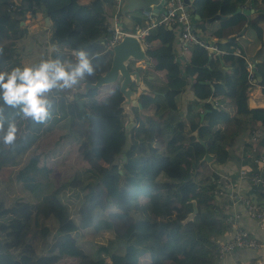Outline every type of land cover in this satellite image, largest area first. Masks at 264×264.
<instances>
[{"label":"trees","instance_id":"1","mask_svg":"<svg viewBox=\"0 0 264 264\" xmlns=\"http://www.w3.org/2000/svg\"><path fill=\"white\" fill-rule=\"evenodd\" d=\"M7 1L0 0V39L5 36L10 43L0 45V71L21 66L15 41L22 38L25 29L19 21L25 10L36 12V6H42L52 20L51 40L89 53L96 72L85 81L94 82L109 69L112 49L107 48V42L112 26L104 3L115 11V0H23L21 9L14 12L6 11ZM193 2L201 16H192L198 36L222 52L198 43H189L185 51L177 25L153 27L145 37V49L152 59L149 66L163 71L164 76L155 82L147 73L148 66H138L139 73H145L148 90L137 91L141 107L138 110L135 106L129 130L121 112L119 80L103 88L76 89L72 97L60 94L44 123L25 120L18 109L4 106L5 129L9 121H15L19 133L12 146L0 141V264H58L64 256L73 258L70 264H109L107 260L110 264H217L220 260L216 257L218 236L231 226L232 201L229 178L222 179L217 165L226 164L232 147L245 132L258 125L264 127V107L248 104L253 82L264 83V57L253 60L254 80L250 81L241 45L236 38L225 36L224 30L246 24L261 34L264 0ZM249 2L254 3L256 13L260 12L251 20L249 14L236 11ZM217 12L224 17L212 35L205 36L204 22ZM118 15L123 20L121 9ZM135 17L144 23L140 13ZM56 55L66 58L61 52H54ZM258 74L260 80H256ZM187 88L194 95L183 106L177 97ZM105 89L112 97L106 107V95L98 93ZM216 96L230 98L235 114L231 115L225 100ZM107 107L113 109L123 133L106 132V121H110L105 115L110 111ZM61 120V130L69 135L68 142L76 145L78 156L87 165L83 175L76 173L75 166L65 168L62 179L48 188V175L57 164L48 154L59 144L43 152L39 141L43 132ZM245 145H249L246 140ZM206 150L213 155L210 162L203 159ZM243 161L249 160L244 157ZM261 173L264 176V169ZM12 180L35 193L31 198L13 195ZM249 187L246 194L255 198L251 184ZM70 188L78 196L73 213L62 198ZM257 193L264 196L261 189ZM192 200L197 211L187 217L193 210ZM103 229L111 230L114 238L97 243L92 253L83 249L75 235L76 231L96 233ZM40 245L43 252L38 250Z\"/></svg>","mask_w":264,"mask_h":264},{"label":"crops","instance_id":"2","mask_svg":"<svg viewBox=\"0 0 264 264\" xmlns=\"http://www.w3.org/2000/svg\"><path fill=\"white\" fill-rule=\"evenodd\" d=\"M80 3H87L89 0H77ZM123 3V0H122ZM121 3V6H122ZM105 6V10H106V15L110 20V25H113V16L112 14H114V8L113 6H111L109 3H104ZM115 7V6H114ZM36 12H33L31 10H25L22 13V17L20 18V26L23 27L25 29L24 31V35L22 36L21 39L18 40H22V42H26L28 46H25L26 51L23 53L26 55H29V57H31V51H30V43L35 46V43H42L44 45H46V43H49V49L45 47L44 50L49 51V53L47 55H45V57L43 58H47L49 55L54 54V52H61L64 53V55H68V50L70 49H75L72 47H68L66 45H63L61 43H57V41L55 40H51V34H52V20L50 19V17L44 12L43 7L42 6H36ZM242 8H246L248 11H244L246 14H249V16L247 17L248 20L250 19H254L255 17H257L259 15L260 12L256 13L255 11V7H254V3H250L249 5L243 6ZM135 9H140L141 8H135ZM134 9H128L125 12H121L122 16H123V20L121 18V23L123 25V27H134L135 24L139 23L135 17V15H139V13L134 12ZM190 10L192 12V7L190 5ZM197 12V10H196ZM198 13V12H197ZM199 14V13H198ZM193 18H200V14L199 17H196L194 14L192 15ZM46 17H48V21L46 20ZM219 19L221 18H216L213 19L211 21H205L204 22V26H205V31L202 32V34H204L205 36H209L212 35V31L214 29H216L218 27L219 24ZM261 25V34H258L257 30L249 25H244L243 27H241L240 29L239 26L237 25H233L230 26L228 28H226L224 30L225 32V36H228L229 38H236V40L239 42V44L241 45L242 50H240L241 52L244 53V55L246 56L247 60L250 61L252 64L254 63L253 60L255 61H259L260 59H262L264 57V22L260 23ZM234 33V34H233ZM17 41V40H16ZM19 48L17 49V51L19 52ZM75 51H77L75 49ZM20 52H22V50H20ZM238 52V51H236ZM70 56L73 57V55L69 54ZM65 58H63L64 60ZM150 60H152L150 58ZM150 60L149 62L144 61L145 65L148 66L150 64ZM29 61V59H28ZM143 62V61H142ZM38 63V62H37ZM134 63V62H133ZM130 65V63H129ZM137 65V66H136ZM143 67V65L141 64V61H139L138 64H133L130 65V69H138L137 67L140 66ZM146 68V67H144ZM256 71V70H255ZM140 75V79H141V83H143V76L139 73ZM140 83V84H141ZM254 84V83H253ZM262 84V83H260ZM130 86V85H129ZM106 92H104L103 90V94H105L106 98H105V105L104 107H106L108 104L111 103V99L112 97L110 95H108V90L105 89ZM140 90V89H139ZM194 94L192 93V91L187 88L182 95L177 97V101L178 99H180V101L178 102V104H183V106H186V102L188 97L192 98ZM217 99H224L225 102H227L228 100H231L230 98L227 97L224 98L222 96H216ZM253 102V103H252ZM248 104L250 107H264V92L261 91V88L259 89V84L256 85H252L249 89V94H248ZM232 105V104H231ZM122 107V106H121ZM123 110V107H122ZM236 111V110H235ZM231 114V113H230ZM235 114V112H234ZM231 114V115H234ZM201 115H203V113H201ZM200 115V118L202 117ZM122 116L123 118L125 117V119L128 118V115L125 116V113L122 112ZM127 117V118H126ZM257 127H262L261 125H258ZM249 135V131L245 132L242 137L240 138V141H238L232 148H233V153L231 158L226 162V164H219L217 165L219 167V173L222 175H226L229 179H230V184L232 185V187L238 189L240 192L242 193H246L250 191V184L249 181L245 178H240L238 176V171L241 167H243V165H245L247 162L243 161L244 159V154H245V150L247 149L246 145L244 146V142L247 139ZM264 144V141H263ZM228 169V170H227ZM229 174V175H227ZM229 182V180H228ZM252 194V193H249ZM255 195V200L260 204V206L262 207L263 211H264V196L263 195H259L257 192L254 193ZM253 195V196H254ZM231 212V216L232 214H238V221L239 223H241L243 226L247 227L250 232L257 237L260 240L264 241V219H255L252 216H250V214L248 213V211L246 210V208L240 204V203H236L232 209L230 210ZM232 219V218H231ZM233 231V227L232 225L230 226V228L228 230H226L225 232H223L220 236H218V239L220 238H224L226 236L231 235ZM254 256V252L247 250V249H236L234 251H232L231 253L227 254L223 259L218 260L217 264H231V262L235 259H244V260H252Z\"/></svg>","mask_w":264,"mask_h":264},{"label":"built area","instance_id":"3","mask_svg":"<svg viewBox=\"0 0 264 264\" xmlns=\"http://www.w3.org/2000/svg\"><path fill=\"white\" fill-rule=\"evenodd\" d=\"M22 1L23 0H8L6 10L14 12L15 10L21 9ZM121 3L122 0H115L112 35L107 42V48L109 49H112L113 45L118 42L124 34H131L138 37L142 41L144 47H146L148 43L145 37L153 27L158 25H177L181 43L185 51L189 43H198L209 50L218 53L222 52L216 45L198 36L192 19L190 5L186 4L184 0H165L162 9L157 11L153 8H142L140 14L144 17V23L142 25L137 23L134 27L132 26L129 28L121 26L120 17L118 15L121 9ZM74 52L75 49L68 50V55H66L64 61H70L69 54L73 55ZM143 65H145V62H143ZM253 69L254 65L248 61L247 70L250 81L254 80ZM263 139L264 129H255L251 131L249 138L246 139L249 145L244 154L249 161L239 169L238 176L248 179L254 192H258V189H261L264 193V176L261 173L264 169ZM253 164L256 166V169L252 168ZM227 178L226 175H222V179ZM229 188V197L232 201L231 209L236 203H240L246 208L250 216L255 219H264V211L255 198L240 192L238 189L232 187L230 183ZM231 225L233 227L231 235L218 239L217 259H223L227 254L236 249H248L254 252L252 260L235 259L231 264H264V241L255 237L247 227L239 223L238 214H232Z\"/></svg>","mask_w":264,"mask_h":264},{"label":"clouds","instance_id":"4","mask_svg":"<svg viewBox=\"0 0 264 264\" xmlns=\"http://www.w3.org/2000/svg\"><path fill=\"white\" fill-rule=\"evenodd\" d=\"M73 55L72 61L49 55L36 64L0 71V132L3 133L0 141L5 146L15 144L19 127L15 121H9L5 129L4 106L18 109L25 120L44 123L51 117L57 93L74 90L87 77L95 75L96 66L86 50L79 49Z\"/></svg>","mask_w":264,"mask_h":264},{"label":"rangeland","instance_id":"5","mask_svg":"<svg viewBox=\"0 0 264 264\" xmlns=\"http://www.w3.org/2000/svg\"><path fill=\"white\" fill-rule=\"evenodd\" d=\"M133 11L139 13L141 10L140 9H134ZM8 31L10 33V29H8ZM9 43H10L9 38H7L5 36L2 39H0V45H2V46H7V45H9ZM32 44L30 43L31 57H29V55H27V54L25 55L23 53V50H24V52L26 51L25 46H28L27 41L26 42H22V40L15 41V46H16L15 49L17 50L19 48L20 50H22V52H20V50L18 52V54H19L18 57L20 59L19 62H20L21 66H23L25 64H36L43 57H45V55H47L49 53V51L44 50L45 47L46 48L49 47V45H50L49 43H46V45H44V44L39 42V43H35L34 44L35 46H33ZM9 53H10V51H5L4 54H9ZM28 59H29V61H28ZM143 62L141 61L142 65H143ZM138 63H139V61H136V60L130 61V65L138 64ZM150 64H151V60H150ZM149 65H148V72H147L149 74V77H153L152 80L155 82L162 81V75L164 76V72L163 71L162 72L156 71ZM143 67H147V66L143 65ZM12 68L13 67H6V69H8V71H10ZM144 74L145 73H143V84L147 86V84L144 82V77H145ZM257 79L258 78H256V80ZM140 82H142L141 79H140ZM253 83H254L253 85H255V87L257 84H259V89L262 88V86L264 87V83L260 84L257 81H255ZM139 86H140L139 84L134 83L132 88H134L136 91H139V89L141 91H147L148 90L147 88L141 89ZM103 87H104V85L103 86L101 85L100 88H103ZM76 89L79 91H82V92L85 91V89H83V88L81 89V85H79ZM76 89L66 90L64 92H59L56 94V96L59 97V95L63 93V94L68 95L69 97H72L73 94L76 93L75 92ZM104 92H106V90H104ZM104 92L102 90H99L98 93H99V95H103ZM137 98L138 97H137V92H136V97L134 98L136 100V104H134L133 100H132L126 104L127 108H125V106L123 105V110H121V112L125 113V116L128 115V118L126 117L127 118L126 119L127 120L126 126H127L128 130L132 127V124L134 122V114L135 113L133 112V110H134L135 106L138 105V103H139ZM179 101H180V99H178V102ZM226 107L228 108V110L231 114H234L235 107H234V105H231V100H228L226 102ZM107 109L110 111L106 112L105 115L110 116V118H109L110 121H106V132L108 134H113V133H111L113 131L123 133V130L121 129V127L117 126L116 116L113 115V111H112L113 109L112 108L109 109V107H107ZM137 109L139 110L140 106ZM103 110L107 111L104 108H103ZM130 116H131V118H130ZM62 123H63V121L61 120L58 124H52L51 128H48L45 132H43V134L41 136V140L39 141L40 149H44L43 152L49 151V149H52L54 147L55 143L59 144V145H57L58 148L56 150H52L48 154V158H52L51 160L57 161V164H54L55 167L53 169L51 167L52 171L48 175V188L53 187L54 184L58 183L62 179L65 168H67L69 166H75L78 169L76 173H80L83 175V174H85V171H84L85 168L84 167L87 165V163L78 156L76 149H75L76 145L73 146V143L71 141L68 142L67 139L69 138V135L66 133V131L61 130ZM116 126L119 128V130L116 129ZM258 129H264V128H261V127L258 128L257 127L256 130H258ZM62 133H65V134L61 135ZM250 133H251V131L249 132V135H250ZM249 135L247 138H249ZM53 141H55V142H53ZM60 143H62V145ZM61 160H64L65 163L64 162L61 163ZM70 163H73V164H70ZM43 178L45 179L46 176H44ZM12 182H13V185L10 188V193H13V195H24V196L31 198V196L35 193L34 191H30L28 188L19 186L13 180H12ZM45 183L46 182H42V185H44ZM77 197H78L77 192L71 188L68 189L66 191L64 197H62L67 202L68 208L72 213L78 205L77 204V200H78ZM108 207L110 209L112 206H108ZM135 215L138 216L137 211L135 212ZM8 229L10 230L9 226H7V230ZM75 235L78 238L79 242L81 243L83 249L88 253H92L94 251V249L97 246V243L108 242L111 238H114L113 232L111 230H107V229L100 230L96 233H90V232L85 233V232L76 231ZM40 243H43V242L40 241ZM37 246H39V244ZM38 250L43 252L45 250V248H43V246L40 245V247H38ZM142 258H146V257L144 256ZM147 258H149V257H147ZM61 259L62 260L58 264H70V263L74 262L72 257H65L64 256ZM107 261L110 264L109 260H107Z\"/></svg>","mask_w":264,"mask_h":264},{"label":"water","instance_id":"6","mask_svg":"<svg viewBox=\"0 0 264 264\" xmlns=\"http://www.w3.org/2000/svg\"><path fill=\"white\" fill-rule=\"evenodd\" d=\"M186 4L191 5L192 12L191 15H195L199 17V14L196 12V8L194 6V0H184ZM165 0H123L121 6V12H125L128 9L135 8H153L155 11L162 9ZM248 11L246 8L237 7L236 11ZM224 15L217 12L206 18V21H211L216 18H223ZM48 21V17H46ZM150 57L146 53V49L142 43V41L131 34H124L123 37L116 42L112 47V60L108 70H106L103 74L99 75L94 82L84 81L81 84V89L87 90L90 87H99L101 85H105L108 83L115 82L117 80L120 81L119 90L123 94V99L121 100L120 105L127 108L126 104L133 100V103L136 104V90L129 85L134 82L135 84H139L141 89H148V86L144 85L140 82V75L138 69H130L129 63L132 60L136 61H147L149 62ZM258 80L261 79V75H257ZM134 79V80H133ZM141 83V84H140ZM77 97V95H76ZM79 105L82 107V100H77ZM138 106L141 107V103H138ZM202 116V115H201ZM131 118V116H130ZM193 133L197 135V131L194 130ZM198 139V138H197ZM203 159L207 161L213 160V155L209 153L207 150L204 152ZM193 210L187 217H193V215L197 211V203L195 200H192Z\"/></svg>","mask_w":264,"mask_h":264}]
</instances>
